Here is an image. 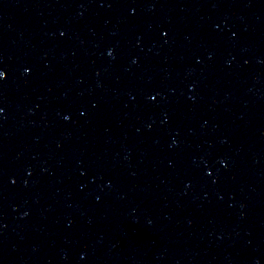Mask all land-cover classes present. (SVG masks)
<instances>
[{"label": "water", "instance_id": "95a60500", "mask_svg": "<svg viewBox=\"0 0 264 264\" xmlns=\"http://www.w3.org/2000/svg\"><path fill=\"white\" fill-rule=\"evenodd\" d=\"M0 71V264H264V0H0Z\"/></svg>", "mask_w": 264, "mask_h": 264}, {"label": "snow or ice", "instance_id": "6c2138e0", "mask_svg": "<svg viewBox=\"0 0 264 264\" xmlns=\"http://www.w3.org/2000/svg\"><path fill=\"white\" fill-rule=\"evenodd\" d=\"M0 77H2L0 79H3L5 77V73L3 71H0Z\"/></svg>", "mask_w": 264, "mask_h": 264}, {"label": "clouds", "instance_id": "9594fccd", "mask_svg": "<svg viewBox=\"0 0 264 264\" xmlns=\"http://www.w3.org/2000/svg\"><path fill=\"white\" fill-rule=\"evenodd\" d=\"M0 78H2V77H0ZM65 119H67V117H65Z\"/></svg>", "mask_w": 264, "mask_h": 264}]
</instances>
